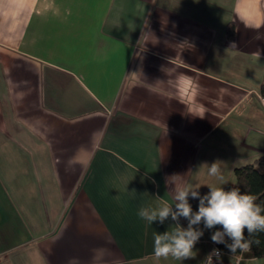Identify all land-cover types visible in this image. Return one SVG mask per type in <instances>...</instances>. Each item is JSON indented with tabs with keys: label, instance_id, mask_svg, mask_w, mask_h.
<instances>
[{
	"label": "crops",
	"instance_id": "1",
	"mask_svg": "<svg viewBox=\"0 0 264 264\" xmlns=\"http://www.w3.org/2000/svg\"><path fill=\"white\" fill-rule=\"evenodd\" d=\"M263 80L264 0H0V264H203L221 226L180 262L153 251L175 222L138 212L234 187Z\"/></svg>",
	"mask_w": 264,
	"mask_h": 264
},
{
	"label": "clouds",
	"instance_id": "2",
	"mask_svg": "<svg viewBox=\"0 0 264 264\" xmlns=\"http://www.w3.org/2000/svg\"><path fill=\"white\" fill-rule=\"evenodd\" d=\"M207 173L222 180L217 162L207 165ZM207 186L209 192L201 195L200 185L186 182L174 188L172 203L155 197L157 206L139 209V217L150 225L155 221L163 224L169 217L175 222V225L164 233L154 232L153 251L157 258L172 257L180 262L194 259L197 252L193 249L204 235V230L199 227L201 224L209 230L221 226V229L212 232L211 241L224 244L233 255L238 250L240 253L250 251L253 244L261 243L258 236L264 233V202L257 203L254 195L243 193L238 187L225 190L221 186ZM189 197L199 201L197 211H193ZM181 218L187 220V227L179 223ZM245 230L249 238L245 237ZM229 240L231 243H228ZM221 255L219 249H212L203 264H213V257L219 264Z\"/></svg>",
	"mask_w": 264,
	"mask_h": 264
},
{
	"label": "trees",
	"instance_id": "3",
	"mask_svg": "<svg viewBox=\"0 0 264 264\" xmlns=\"http://www.w3.org/2000/svg\"><path fill=\"white\" fill-rule=\"evenodd\" d=\"M227 34L229 38L235 37L236 30L233 23L228 26ZM261 95L264 98V80L261 85ZM234 187L240 188L243 193L254 195L257 198V203L264 202V155L253 163L239 166L235 169ZM245 237L249 238L247 230H245ZM258 238L261 241L259 245L253 244L250 251L243 253L238 250L235 255L245 258H264V233H260ZM228 243H231V241L229 240ZM217 246L225 254L233 255L224 244H217Z\"/></svg>",
	"mask_w": 264,
	"mask_h": 264
},
{
	"label": "built area",
	"instance_id": "4",
	"mask_svg": "<svg viewBox=\"0 0 264 264\" xmlns=\"http://www.w3.org/2000/svg\"><path fill=\"white\" fill-rule=\"evenodd\" d=\"M262 102L264 104V98L262 99ZM213 249H219L220 253L222 254L221 255V261L219 262V264H240L242 262L243 258H244L243 256L236 255L235 256V260L229 262V261L225 260V258H224L225 253L218 246H215ZM213 264H218V262L216 261L215 257H213Z\"/></svg>",
	"mask_w": 264,
	"mask_h": 264
},
{
	"label": "rangeland",
	"instance_id": "5",
	"mask_svg": "<svg viewBox=\"0 0 264 264\" xmlns=\"http://www.w3.org/2000/svg\"><path fill=\"white\" fill-rule=\"evenodd\" d=\"M206 183H208V182H205L202 186L204 187V188H206ZM206 184V185H205ZM4 264H8L7 262L6 263H4Z\"/></svg>",
	"mask_w": 264,
	"mask_h": 264
}]
</instances>
